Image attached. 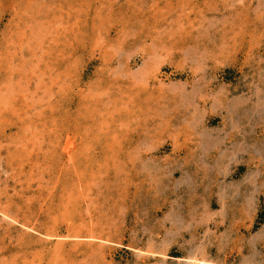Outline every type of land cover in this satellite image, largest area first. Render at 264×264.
<instances>
[{"label":"rangeland","instance_id":"obj_1","mask_svg":"<svg viewBox=\"0 0 264 264\" xmlns=\"http://www.w3.org/2000/svg\"><path fill=\"white\" fill-rule=\"evenodd\" d=\"M0 264H264V0H0Z\"/></svg>","mask_w":264,"mask_h":264},{"label":"bare ground","instance_id":"obj_2","mask_svg":"<svg viewBox=\"0 0 264 264\" xmlns=\"http://www.w3.org/2000/svg\"><path fill=\"white\" fill-rule=\"evenodd\" d=\"M196 260V259H195Z\"/></svg>","mask_w":264,"mask_h":264}]
</instances>
